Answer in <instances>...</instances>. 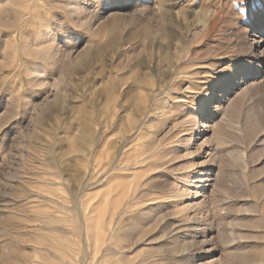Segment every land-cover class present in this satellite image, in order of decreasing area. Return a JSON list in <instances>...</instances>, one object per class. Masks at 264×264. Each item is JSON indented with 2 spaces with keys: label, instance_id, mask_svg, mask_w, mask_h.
Masks as SVG:
<instances>
[{
  "label": "rangeland",
  "instance_id": "rangeland-1",
  "mask_svg": "<svg viewBox=\"0 0 264 264\" xmlns=\"http://www.w3.org/2000/svg\"><path fill=\"white\" fill-rule=\"evenodd\" d=\"M227 15L219 0H0V264H264V48ZM104 66L113 98L156 93L152 159L182 167H157V202L117 226Z\"/></svg>",
  "mask_w": 264,
  "mask_h": 264
},
{
  "label": "bare ground",
  "instance_id": "bare-ground-1",
  "mask_svg": "<svg viewBox=\"0 0 264 264\" xmlns=\"http://www.w3.org/2000/svg\"><path fill=\"white\" fill-rule=\"evenodd\" d=\"M131 41L132 39L117 43L119 45L117 46L118 49L113 51L111 57L115 58L114 56H118L121 51L128 52L125 51L128 48L125 49L124 46L127 45L128 47V45L132 43ZM111 42L113 41L111 40ZM100 73L104 82L102 89L104 99L102 108L104 112V129L102 130V136L107 155L105 163L107 166V175L105 174V177L106 180H108L107 185H109L108 211L111 216V224L117 226L127 222L126 213L130 211V209L135 208L136 204L148 203V201L152 204L157 202L156 199L158 196L154 195V191H163V184L155 181L149 184V179L153 177H164L165 174H168L164 173L162 170L154 171L157 167H164L166 172L175 170L174 167H176V170H181L182 167L179 166V164H174L173 159L170 161H163L161 156H157L156 161L160 158L162 160V162L158 160V163L152 159L153 154H151V151L155 143L147 141V136L151 135L149 132L153 131V133L156 134L163 128V122L162 124H158L155 121L158 120L157 116H155L156 110H158V108L155 107L156 93L150 96L148 95L141 100H137L135 98L129 99L127 97L128 94L125 95L127 91L120 90L123 97L118 100V96L113 98L115 91L110 84L108 71L105 66ZM110 74L114 75V78H120L119 68L114 71L112 70ZM142 80L143 79H141L138 85L135 83L136 89H143L145 87L146 84ZM155 91H159L160 93L162 90L158 87L155 88ZM115 105L118 106L119 110L116 111L113 117L114 119H112L111 107H115ZM126 112L132 113L133 117L131 120H126ZM115 169L118 170L117 174L113 172ZM169 192H173V189ZM159 199L162 198L159 197Z\"/></svg>",
  "mask_w": 264,
  "mask_h": 264
},
{
  "label": "snow or ice",
  "instance_id": "snow-or-ice-1",
  "mask_svg": "<svg viewBox=\"0 0 264 264\" xmlns=\"http://www.w3.org/2000/svg\"><path fill=\"white\" fill-rule=\"evenodd\" d=\"M75 2L82 3L83 0H75ZM219 5L221 10L228 14L227 18L234 23V31L246 28L250 40L255 33V39L260 41L254 46L256 51L259 52V49L264 48V39H261L264 38V0H219ZM86 7H91V4ZM51 23V18H41L39 26L41 30H44ZM261 59L264 60V55L261 56ZM232 71L233 66L224 68L222 73L217 70V73L229 74ZM212 82L213 80L209 79L204 92H200L199 95L194 94V103L187 107V111L200 116L202 108L211 107ZM205 92H208L209 95H205Z\"/></svg>",
  "mask_w": 264,
  "mask_h": 264
}]
</instances>
